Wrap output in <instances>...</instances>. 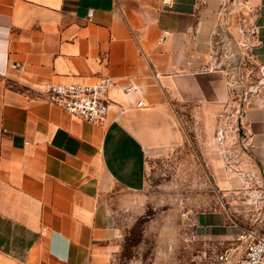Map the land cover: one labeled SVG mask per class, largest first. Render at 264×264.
<instances>
[{"label": "crops", "instance_id": "1", "mask_svg": "<svg viewBox=\"0 0 264 264\" xmlns=\"http://www.w3.org/2000/svg\"><path fill=\"white\" fill-rule=\"evenodd\" d=\"M264 65V0H247ZM224 0H0V264H115L122 211L148 158L183 137L177 106L223 104ZM92 11V16L89 12ZM112 79L103 123L50 102L47 82ZM136 84L138 91H127ZM243 110L264 184V85ZM143 98L145 104L138 106ZM227 234L221 213L197 220Z\"/></svg>", "mask_w": 264, "mask_h": 264}, {"label": "rangeland", "instance_id": "2", "mask_svg": "<svg viewBox=\"0 0 264 264\" xmlns=\"http://www.w3.org/2000/svg\"><path fill=\"white\" fill-rule=\"evenodd\" d=\"M223 13L214 65L228 74L232 96L218 105L177 106L183 137L149 156L147 183L132 196L133 208L122 211L124 241L115 264H232L218 254L234 247L240 256L235 236L258 226L264 213L262 174L242 122L243 93L261 74L251 52V11L247 0H224ZM212 212L231 231L200 228L198 218Z\"/></svg>", "mask_w": 264, "mask_h": 264}, {"label": "built area", "instance_id": "3", "mask_svg": "<svg viewBox=\"0 0 264 264\" xmlns=\"http://www.w3.org/2000/svg\"><path fill=\"white\" fill-rule=\"evenodd\" d=\"M93 12H89L92 16ZM251 34L253 30H251ZM252 45V38H251ZM260 77L257 84L246 90L244 95V108L249 104V96L256 95L260 86L264 85V65H260ZM112 79L102 77L97 82H47L45 93L48 100L67 112L80 116L83 119L103 123L108 114L109 98L107 96L108 88ZM128 91H138L136 84H131L126 88ZM250 94V95H249ZM145 100L141 98L137 105L142 106ZM250 143V140H249ZM251 145V143H250ZM235 240L240 242L242 253L235 255L237 248H226L225 251L218 254L220 261H230L232 264H264V213L260 218L258 226H245L235 236ZM235 255V258L233 256Z\"/></svg>", "mask_w": 264, "mask_h": 264}]
</instances>
